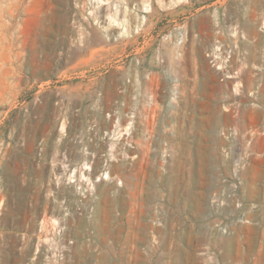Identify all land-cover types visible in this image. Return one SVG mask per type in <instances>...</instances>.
I'll use <instances>...</instances> for the list:
<instances>
[{
  "label": "rangeland",
  "instance_id": "1",
  "mask_svg": "<svg viewBox=\"0 0 264 264\" xmlns=\"http://www.w3.org/2000/svg\"><path fill=\"white\" fill-rule=\"evenodd\" d=\"M262 21L264 0H0V264H157L159 235L193 223L199 264H221L241 228L264 240V156L241 170L234 209L204 57L215 38L233 49L244 116L260 120ZM114 109L132 114L129 159L102 138Z\"/></svg>",
  "mask_w": 264,
  "mask_h": 264
},
{
  "label": "built area",
  "instance_id": "2",
  "mask_svg": "<svg viewBox=\"0 0 264 264\" xmlns=\"http://www.w3.org/2000/svg\"><path fill=\"white\" fill-rule=\"evenodd\" d=\"M260 29L264 33V21H262ZM181 42L182 38L180 37L177 44L179 45ZM232 56L233 49L228 46L224 47L217 38L214 39L213 43L204 52L208 67L216 73L217 81L222 88L218 106V115L221 118V122L216 134L224 142L221 149L222 155L231 163L230 176L232 180L230 181L229 197L232 199L230 200L234 209L238 210L242 207V203L234 198V193L237 190L240 172L247 165V162L253 159L251 157L264 156V146L261 143L264 139V107L262 108L263 116L260 120H257L255 114L250 111L244 116L246 105L240 100L243 94L241 90V65L238 69L230 71ZM158 58L157 61L162 63V60ZM173 81L176 82V79ZM229 88L230 93L227 91ZM169 92V104L176 110L178 107V91L173 86ZM253 94V88L249 89L248 95L252 97ZM154 96L151 92L148 95L150 104H154L153 102H155L154 105L156 107L159 103L154 100ZM255 104H257L256 101H251L250 105L255 107ZM105 116L108 120L112 118V128L110 131H103L102 138H108L112 141L113 146L121 147L126 159L131 158L125 152L128 148L132 149V138L129 137L132 114L127 112L123 115V117L127 118V121L124 123H121L122 117L118 114L117 109L106 112ZM227 120H230V122ZM174 134L175 132L172 128L169 131V135L173 136ZM233 147L237 148L239 153L233 152ZM224 192L228 195V190ZM237 221L240 223L248 222L247 219ZM218 230L224 235L229 233V227L227 226H221Z\"/></svg>",
  "mask_w": 264,
  "mask_h": 264
},
{
  "label": "crops",
  "instance_id": "3",
  "mask_svg": "<svg viewBox=\"0 0 264 264\" xmlns=\"http://www.w3.org/2000/svg\"><path fill=\"white\" fill-rule=\"evenodd\" d=\"M188 208L189 211L195 209V203L189 202ZM190 214L189 218L191 220L201 222L205 219L204 217H196L197 213L195 211ZM187 221L179 220L178 222L184 226ZM194 227V223L193 225L186 224V227L179 234H171L167 239L164 238V235H159V238H161V254L155 258V262L157 264H167L165 260H168V264H199L194 252ZM238 232L235 237L226 239L219 245L223 251L221 264L226 263L228 259L246 264L249 257H253L252 264H264V240H260L256 244L254 230L250 228L244 227ZM135 264L138 263L135 262Z\"/></svg>",
  "mask_w": 264,
  "mask_h": 264
}]
</instances>
